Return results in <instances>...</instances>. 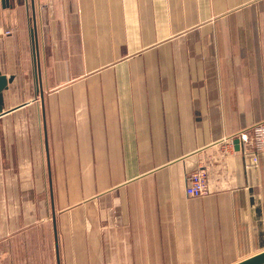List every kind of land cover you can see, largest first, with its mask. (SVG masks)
Wrapping results in <instances>:
<instances>
[{"label":"crops","instance_id":"obj_1","mask_svg":"<svg viewBox=\"0 0 264 264\" xmlns=\"http://www.w3.org/2000/svg\"><path fill=\"white\" fill-rule=\"evenodd\" d=\"M0 73V264L264 251V0H0Z\"/></svg>","mask_w":264,"mask_h":264},{"label":"built area","instance_id":"obj_2","mask_svg":"<svg viewBox=\"0 0 264 264\" xmlns=\"http://www.w3.org/2000/svg\"><path fill=\"white\" fill-rule=\"evenodd\" d=\"M234 139L240 140L239 152L246 158L245 169L255 170L259 167V158L264 154V122L256 124L250 131L241 132L230 137V148L233 150ZM249 143L251 146H249ZM186 194L189 198H199L210 193L205 169H198L187 176Z\"/></svg>","mask_w":264,"mask_h":264},{"label":"water","instance_id":"obj_3","mask_svg":"<svg viewBox=\"0 0 264 264\" xmlns=\"http://www.w3.org/2000/svg\"><path fill=\"white\" fill-rule=\"evenodd\" d=\"M3 2H6L8 0H2ZM33 38L35 41V33L33 32ZM14 81V77H7L0 73V114L3 112L4 107V91L9 88V85L12 84ZM236 148H239L240 140H235ZM236 264H264V251L261 253H258L248 259H245L243 261H240Z\"/></svg>","mask_w":264,"mask_h":264},{"label":"rangeland","instance_id":"obj_4","mask_svg":"<svg viewBox=\"0 0 264 264\" xmlns=\"http://www.w3.org/2000/svg\"><path fill=\"white\" fill-rule=\"evenodd\" d=\"M21 96V95H20ZM19 97V96H18Z\"/></svg>","mask_w":264,"mask_h":264}]
</instances>
